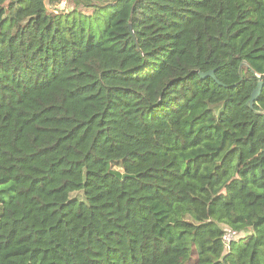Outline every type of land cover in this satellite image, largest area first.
Wrapping results in <instances>:
<instances>
[{"label": "trees", "instance_id": "1", "mask_svg": "<svg viewBox=\"0 0 264 264\" xmlns=\"http://www.w3.org/2000/svg\"><path fill=\"white\" fill-rule=\"evenodd\" d=\"M255 112L264 0H0V264H264Z\"/></svg>", "mask_w": 264, "mask_h": 264}, {"label": "water", "instance_id": "2", "mask_svg": "<svg viewBox=\"0 0 264 264\" xmlns=\"http://www.w3.org/2000/svg\"><path fill=\"white\" fill-rule=\"evenodd\" d=\"M45 3L47 4L48 3V0H45ZM130 27V26H129ZM131 29V27H130ZM200 79H205V78H212L213 80H215L217 82V80L215 79V76H214V71H209L207 73H198ZM220 86H222L221 83L217 82ZM262 81L261 80H258L257 82V85H256V88L253 90V92L251 93V96H250V99L248 100L247 102V106L250 110L253 111V104L255 103V101L258 99L260 93H261V89H262ZM255 114L257 115H263L264 113H261V112H255Z\"/></svg>", "mask_w": 264, "mask_h": 264}, {"label": "rangeland", "instance_id": "3", "mask_svg": "<svg viewBox=\"0 0 264 264\" xmlns=\"http://www.w3.org/2000/svg\"><path fill=\"white\" fill-rule=\"evenodd\" d=\"M65 7H66V4L64 2H62L61 4L55 6V8L60 9V10L64 9ZM70 8H71V6L68 7V9H70ZM80 195H82V192L81 193L75 192V193L71 194L70 196H71V198H76L78 200H81L82 197ZM247 235H248V233H246V232L241 233L240 238H243V237H245ZM234 238H239V236L236 235Z\"/></svg>", "mask_w": 264, "mask_h": 264}, {"label": "built area", "instance_id": "4", "mask_svg": "<svg viewBox=\"0 0 264 264\" xmlns=\"http://www.w3.org/2000/svg\"><path fill=\"white\" fill-rule=\"evenodd\" d=\"M235 236L236 235L233 232L227 231L223 237V240L225 241L226 245H228L232 240H234Z\"/></svg>", "mask_w": 264, "mask_h": 264}]
</instances>
